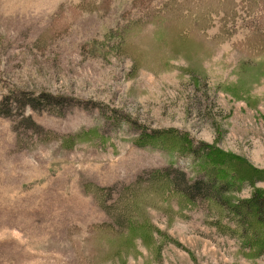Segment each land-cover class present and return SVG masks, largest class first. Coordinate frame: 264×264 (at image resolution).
<instances>
[{
    "label": "rangeland",
    "instance_id": "obj_1",
    "mask_svg": "<svg viewBox=\"0 0 264 264\" xmlns=\"http://www.w3.org/2000/svg\"><path fill=\"white\" fill-rule=\"evenodd\" d=\"M41 92L62 104L19 108ZM203 142L238 164L224 197L264 188L247 182L264 174V0H0V264H264V222L152 175L210 183Z\"/></svg>",
    "mask_w": 264,
    "mask_h": 264
},
{
    "label": "trees",
    "instance_id": "obj_2",
    "mask_svg": "<svg viewBox=\"0 0 264 264\" xmlns=\"http://www.w3.org/2000/svg\"><path fill=\"white\" fill-rule=\"evenodd\" d=\"M10 93L11 95L15 94L14 91H11ZM18 96H20L21 98V100L19 101V108L21 109L23 108V106L27 105L32 108H40L41 102H46L52 106H59L63 102L62 97L53 96L51 94L42 92L37 95L19 93ZM143 132L141 131V134H144L145 136L147 135L148 137L157 140H162L167 137L176 139V136L180 135L179 133H177V129L173 128L163 130L153 129L151 131H147L148 133L145 132L146 134ZM141 139H144L142 138V135L140 136V140ZM183 140H185L184 144H186V149H189L191 155H193L192 150H196L195 144H202L195 142L193 138L183 137ZM203 147L205 148V155L208 156V161L212 160L216 166H219L217 167L219 169L217 171V174H220V176L223 177L217 175V177L213 181L206 184L205 181H203L205 180L204 177H206V173H203L204 176H201V178L198 177L193 181L184 180L185 178L183 174L182 177H180V175L172 176L170 173H164L161 175L159 174L161 169L155 170L154 172H152V175H158L162 178L161 183L165 187V190L167 187H169L171 191L177 190L184 198H186L187 201L193 200L196 196L195 193L200 192L208 201L210 200L207 197H215V199L219 201V203L221 202V204L226 207V210H228V212L239 215L241 220L243 219L244 221H247V224H252V222L254 221L258 224L264 222V188L254 189L251 192L250 196L247 198H239L237 200H234L235 198L230 196L224 197L223 194H229L232 190L237 191L242 188L240 187L241 183L233 184L232 181L225 178V174H234L233 176L236 175V167L238 164L232 157H228L222 154V151L215 147L213 144H206L203 142ZM250 171L251 180H247L249 185L256 181L264 179V174L252 169ZM202 172L203 171L199 172V174H201ZM97 189L98 191L103 190L100 187H97ZM125 221L128 220H118L117 224L125 225L126 229H129L132 225L129 221L127 222V224H124Z\"/></svg>",
    "mask_w": 264,
    "mask_h": 264
}]
</instances>
